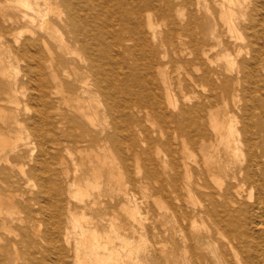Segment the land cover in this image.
I'll list each match as a JSON object with an SVG mask.
<instances>
[{"label": "bare ground", "instance_id": "obj_1", "mask_svg": "<svg viewBox=\"0 0 264 264\" xmlns=\"http://www.w3.org/2000/svg\"><path fill=\"white\" fill-rule=\"evenodd\" d=\"M263 2L0 0V264H264Z\"/></svg>", "mask_w": 264, "mask_h": 264}, {"label": "rangeland", "instance_id": "obj_2", "mask_svg": "<svg viewBox=\"0 0 264 264\" xmlns=\"http://www.w3.org/2000/svg\"><path fill=\"white\" fill-rule=\"evenodd\" d=\"M201 1V0H200ZM249 1V3H250V0H248ZM211 2H212V0H211ZM263 4H264V2H263ZM39 5L41 6V7H43V3H42V0H39ZM211 5H213V4H211ZM250 5V4H249ZM262 6H264V5H262ZM211 7H213V6H211ZM15 9H20V10H25V9H23L21 6H18V5H15V7H14ZM214 8V7H213ZM213 15L212 16H210V14H206V17H207V19H206V22L205 23H203V25L201 26V27H199V29H197L198 31H201V32H203V38L202 37H200L199 35H197L196 36V41H199V40H201V39H203V41L202 42H204L205 44H207L208 46H211V47H209V48H217L218 47V40L219 39H226L227 38V32L225 31L226 30V28H225V26H223L218 20H217V9H215L214 8V10H213ZM196 30V29H195ZM224 30V31H223ZM222 33H221V32ZM226 34H225V33ZM219 36V37H218ZM221 36V37H220ZM226 37V38H225ZM201 38V39H200ZM213 53L214 54H216L217 53V49L215 50V51H213L212 53H211V60H213V61H215V60H217V57H212V55H213ZM223 65V64H222ZM178 75H176V74H174V77H173V79H174V86L175 87H173L174 88V91L175 90H177L178 92H176L175 91V93L174 94H177L176 96L178 97H180L181 95H178L179 93L181 94V93H183L182 92V90H181V85H182V83L180 82L179 83V79H180V81H181V74L177 77ZM182 78H183V76H182ZM178 79V80H177ZM27 93V92H26ZM21 137H25V134H21L20 135ZM30 141L32 142V145L36 148L35 149V151H34V153H36L37 155H38V153H39V151H38V147H37V141H36V137H34V136H31L30 137ZM175 143V142H174ZM176 144H178V142L176 141ZM176 144H174V145H176ZM112 153H113V157L114 158H117V152L115 151V150H112ZM124 154H126V156H128L129 155V152H127V150H126V148L124 147ZM31 186L33 187V189H34V191H36L37 190V185L34 183V182H32L31 183ZM138 193V198H139V200L141 201V202H147L148 203V201H149V205H151V208H153L154 207V202H153V199H150L147 195H146V193H144V194H141V193H139V192H137ZM141 196V197H140ZM144 197H146V198H144ZM2 198V202H4V197H1ZM149 198V199H148ZM105 201H108L109 199H107V198H103ZM139 202V201H138ZM4 205H1L0 207L2 208V209H0V212H1V210L2 211H4V209L6 208V203H3ZM49 204L51 205V209H53V210H55V209H58V203H56V202H49ZM109 204H111V205H113L114 204V197L112 198V200H109ZM154 208H156V206L154 207ZM23 216V215H22ZM2 220H4V221H2ZM18 221V222H17ZM14 223V224H13ZM21 223V224H20ZM0 236H3V237H1L2 238V240H4L3 242H6L7 240H9L10 241V244H14V245H16L19 249H22L23 247H24V249H22V250H26L27 249V244H25V246H24V243H22L21 241H20V239H19V237H18V235L16 234V232H14V230L15 229H13L12 230V226H18V227H20V225H21V227H22V222H20L19 220H17V219H15L14 221H11L10 222V220L9 219H7V218H4V216L2 215V213H1V215H0ZM6 224V225H5ZM9 224V225H8ZM44 224H45V222H44ZM44 224H42L41 223V227H40V232L42 233V232H44L45 230H47L50 226L47 224V226L48 227H45V225ZM10 225H12L11 227H10ZM5 226H9L10 228H11V230H12V232H9L8 233V231H6V228H5ZM23 226H24V224H23ZM3 228H4V230H3ZM7 233V234H6ZM9 234V235H8ZM7 235H8V238H7ZM16 236V237H15ZM7 238L6 240H5V238ZM11 238V239H10ZM19 241H18V240ZM13 240V241H12ZM148 240H150V241H152V237L151 236H148ZM12 242V243H11ZM21 243V244H20ZM12 244V245H13ZM20 244V245H19ZM19 245V246H18ZM21 245L23 246V247H21ZM196 246V249L194 250L197 254H203L204 252H206V250H203V249H198L197 247V245H195ZM9 248H11V246H9ZM26 248V249H25ZM11 250V249H10ZM184 251H185V253H186V255L188 256V255H190V251L189 250H187V249H183ZM1 254V253H0ZM47 255H51V256H53L52 254H47ZM46 255V256H47ZM208 256V255H207ZM48 257V256H47ZM154 262V261H153ZM151 260H147L146 262H144V264H154ZM19 264H23V262L22 261H20V263Z\"/></svg>", "mask_w": 264, "mask_h": 264}]
</instances>
